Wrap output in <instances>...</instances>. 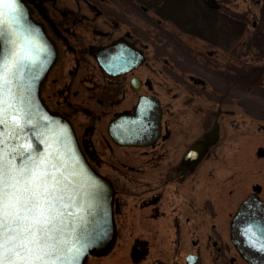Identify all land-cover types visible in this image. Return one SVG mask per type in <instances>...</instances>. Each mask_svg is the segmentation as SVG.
I'll return each instance as SVG.
<instances>
[{
  "label": "flooded vegetation",
  "instance_id": "obj_1",
  "mask_svg": "<svg viewBox=\"0 0 264 264\" xmlns=\"http://www.w3.org/2000/svg\"><path fill=\"white\" fill-rule=\"evenodd\" d=\"M146 1L149 0H129L149 7ZM30 5L42 15L43 22L34 18L44 25L57 49L56 61L41 86V98L51 111L69 120L87 161L110 182L114 191L115 242L119 227L126 221L128 228L144 233L127 237V254L133 263L149 256L151 243L163 241L170 245L160 246L148 264L156 261L176 264L179 245L184 243L189 228L208 220V216L214 219L215 209L227 208L226 194L209 189L210 171L201 172V179H197L223 131L225 93H220L214 112L210 109L211 99H207L210 105L196 109L195 98L202 95L206 80L191 72V67L188 70L181 65L180 62L188 61L180 58L184 54L179 45L172 43L169 47V40L163 35L159 48L156 47L160 53L150 58L145 32L137 36L130 30H122L113 17L109 20L115 28L100 27L98 19L103 16L100 11H69L71 17L64 14L65 26L58 28L47 21L44 10L34 0ZM155 5L157 17L180 31L176 7L169 0H157ZM163 48L172 53H164ZM108 55L109 63L107 60L105 64H110V69L104 70L98 57L104 59ZM138 59L143 60L136 65ZM186 78L190 87L184 97L179 88L180 81ZM186 97L190 103L184 104L182 100ZM140 100L142 115L134 117ZM122 118L126 125L121 124ZM138 120L133 125L137 130L127 132L132 129L131 122ZM215 122L216 141L196 165L186 166L183 162L187 151L204 138ZM119 131L126 134L119 135ZM260 191L258 184L252 187V192L264 202ZM225 215L221 216L223 222ZM219 228L218 233L211 223L204 236V243L215 246V256L225 254L223 245L227 236L224 228ZM191 243L196 244L194 240ZM192 254L198 257L199 264L200 247L186 256Z\"/></svg>",
  "mask_w": 264,
  "mask_h": 264
},
{
  "label": "rangeland",
  "instance_id": "obj_2",
  "mask_svg": "<svg viewBox=\"0 0 264 264\" xmlns=\"http://www.w3.org/2000/svg\"><path fill=\"white\" fill-rule=\"evenodd\" d=\"M156 1H146L149 5L147 7L129 0H34L44 10L47 21L58 28L65 26L66 15L71 17L69 11L90 13L94 9L103 15L98 19L100 27L109 30L115 28L114 23L109 20L113 17V21H117L118 28L122 30H130L137 36L145 32L144 41L148 44L146 52L150 58L157 57L159 51L156 47L162 39L161 35L169 40V47L172 43L178 44L184 54L180 58L188 61L180 62L181 65L188 70L191 67V72L204 76L206 80L205 87L201 88L202 95L195 98L196 109L210 105L207 99H211L210 109L214 112L220 93H225L224 115L221 120L223 131L220 140L210 149V159L204 163L205 169L199 170L197 179H201V172L210 171L209 189L226 194L227 208L225 211L215 209L214 219L208 216V220L201 224L188 227L189 232L185 234L184 243L179 245L180 255L175 263L186 264V254L200 247L202 256L199 264H247L238 257L228 231L230 220L240 201L252 192L254 185H259L260 197L264 199V156L257 155L259 149L264 152V0H216L219 8L213 16L215 27L211 30L206 27L208 31L202 32L205 37L208 36L206 39L177 31L171 23L159 19L154 11ZM172 1L173 3L170 0L178 10L179 19L198 18L197 27L201 30L194 32L202 31L203 18L197 15V9L208 12L213 9L201 0H179V3L178 0ZM39 13L33 11V16L42 19ZM236 16L241 18L244 25L240 35L229 37L224 27L222 31L218 30L223 25L220 22L222 18ZM47 28L49 30L50 26ZM163 51L169 55L172 53L165 48ZM187 79L180 81L179 93L184 97L189 91L187 87H190ZM197 93H200L198 88ZM182 102L190 103L187 97ZM223 214H226V223L222 221ZM125 222L119 227V236L110 251L102 258H90L87 264H148L158 254L160 246L165 248L170 245L163 241L151 243L149 256L133 263L127 254V237L134 234L144 236V233H141V229L128 228L129 225ZM211 223L215 224L218 233L219 227H223L227 236L226 244L223 245L225 254L220 256H215L214 245L204 243V236L210 230ZM136 225L133 223V226ZM193 240L196 243L194 245L191 243Z\"/></svg>",
  "mask_w": 264,
  "mask_h": 264
},
{
  "label": "water",
  "instance_id": "obj_3",
  "mask_svg": "<svg viewBox=\"0 0 264 264\" xmlns=\"http://www.w3.org/2000/svg\"><path fill=\"white\" fill-rule=\"evenodd\" d=\"M210 9L217 10L216 0H202ZM22 14L9 21L7 11L0 26V65L12 52L32 57L24 61L23 70L13 78V68L0 67L4 73L0 89V152L4 159L19 164L29 156L58 163L57 173H63L68 183L70 200L66 199L69 215L64 233L71 260L74 250L82 244L88 246L80 253L76 264H86L90 257L106 255L116 239L113 218L114 191L107 178L99 174L85 158L70 122L62 115L51 111L43 102L40 90L45 78L56 61L57 49L47 35L44 25L35 19L30 4L33 0H18ZM109 51V49L107 50ZM109 55L98 62L104 70ZM143 60V59H142ZM142 60L138 59L136 65ZM135 64V63H134ZM107 66V67H106ZM135 65H133L134 67ZM15 97V99H13ZM21 101L23 103L21 104ZM12 105V107H10ZM141 100L135 108V116L142 115ZM13 108L18 109L13 111ZM25 113H28L25 116ZM123 121V118L120 119ZM138 121L131 122L132 129ZM127 122L121 124L126 125ZM137 130V129H136ZM125 135V131H119ZM217 139V123L186 153L184 164L196 165ZM258 156H264L262 149ZM229 239L239 257L247 264H264V202L256 193L243 200L229 223ZM186 264H198L196 255H187ZM152 264H166L156 261Z\"/></svg>",
  "mask_w": 264,
  "mask_h": 264
},
{
  "label": "snow or ice",
  "instance_id": "obj_4",
  "mask_svg": "<svg viewBox=\"0 0 264 264\" xmlns=\"http://www.w3.org/2000/svg\"><path fill=\"white\" fill-rule=\"evenodd\" d=\"M5 10L9 21L22 14L18 0H0V26ZM26 60L32 57L12 52L0 67L11 66L15 78ZM4 83V73L0 72V89ZM58 167V163L39 155L13 164L0 152V264H76L88 246L82 244L74 250L71 260L67 259L70 249L64 233L69 227L65 218L70 205L66 199L71 198L67 195L66 177L57 173Z\"/></svg>",
  "mask_w": 264,
  "mask_h": 264
},
{
  "label": "trees",
  "instance_id": "obj_5",
  "mask_svg": "<svg viewBox=\"0 0 264 264\" xmlns=\"http://www.w3.org/2000/svg\"><path fill=\"white\" fill-rule=\"evenodd\" d=\"M170 1V0H169ZM171 2L173 3V1L171 0ZM178 3H179V0H178ZM196 4V3H194ZM196 6V5H195ZM156 11V8L155 10ZM198 14L197 15H200V18H203V29L202 31L200 32H194V30H197L198 27H197V22H199L198 18L194 17V18H190L189 19H185V20H182L180 19V21L178 20L179 22V28L182 30V31H185L187 33H191L193 35H199L201 38H208V36L206 35L205 37V34L202 33L204 30L205 31H208L207 28L209 30L213 29L215 27V22H214V18L213 16L215 15V12L216 11H209L208 10H198ZM210 13V16H208ZM188 18V17H187ZM221 22V27H219V31H222V27L225 28L227 34L229 37H236L238 35L241 34V32L243 31V28H244V25L241 21V18L239 17H224L222 18V20L220 21ZM207 27V28H206ZM198 30H201V29H198Z\"/></svg>",
  "mask_w": 264,
  "mask_h": 264
}]
</instances>
